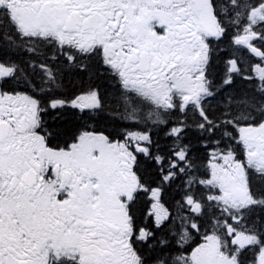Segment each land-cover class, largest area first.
I'll list each match as a JSON object with an SVG mask.
<instances>
[{
  "label": "snow or ice",
  "instance_id": "6c2138e0",
  "mask_svg": "<svg viewBox=\"0 0 264 264\" xmlns=\"http://www.w3.org/2000/svg\"><path fill=\"white\" fill-rule=\"evenodd\" d=\"M0 264H264V0H0Z\"/></svg>",
  "mask_w": 264,
  "mask_h": 264
},
{
  "label": "trees",
  "instance_id": "16d2710c",
  "mask_svg": "<svg viewBox=\"0 0 264 264\" xmlns=\"http://www.w3.org/2000/svg\"><path fill=\"white\" fill-rule=\"evenodd\" d=\"M66 83H67V81H66ZM73 84H76L77 87L79 86L78 83H77V81H76V78H75V77L72 78V84H68L67 86L71 89L72 86H73ZM235 87H236V88H246V87H248V85H247L246 83H244L243 81H241L240 79H237L236 84H235ZM63 118H64V119H68V118H70V117H69V115L66 113L65 116H64ZM104 126H105V125H104L103 122H101V123L99 124V127H100L101 129H103Z\"/></svg>",
  "mask_w": 264,
  "mask_h": 264
}]
</instances>
